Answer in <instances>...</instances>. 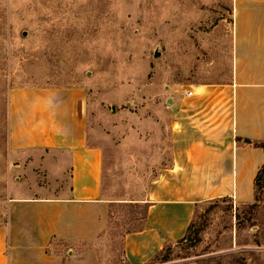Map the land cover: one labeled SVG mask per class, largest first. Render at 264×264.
Wrapping results in <instances>:
<instances>
[{
    "label": "rangeland",
    "instance_id": "rangeland-1",
    "mask_svg": "<svg viewBox=\"0 0 264 264\" xmlns=\"http://www.w3.org/2000/svg\"><path fill=\"white\" fill-rule=\"evenodd\" d=\"M232 1L0 0V221L13 187L69 188L70 176L54 175L39 153L13 152L10 135L22 137L42 89H80L110 206L100 261L129 264L127 231L144 224L154 181L169 178L189 92L231 78ZM238 192L245 202H199L200 242L182 235L147 264H264V173L253 202L251 189Z\"/></svg>",
    "mask_w": 264,
    "mask_h": 264
},
{
    "label": "crops",
    "instance_id": "crops-1",
    "mask_svg": "<svg viewBox=\"0 0 264 264\" xmlns=\"http://www.w3.org/2000/svg\"><path fill=\"white\" fill-rule=\"evenodd\" d=\"M232 11L231 78L201 86L200 95L189 92L169 178L153 183L145 228L125 237L129 264H147L184 236L199 202L226 196L245 202L243 186L254 195L246 203L255 199L264 150L243 140L264 141V0H233ZM37 96L22 137L11 132L12 150L39 153L54 175L70 176V186L11 189L0 221V264H101L96 244L109 227L110 206L103 150L89 144L81 113L83 93L45 88Z\"/></svg>",
    "mask_w": 264,
    "mask_h": 264
},
{
    "label": "trees",
    "instance_id": "trees-1",
    "mask_svg": "<svg viewBox=\"0 0 264 264\" xmlns=\"http://www.w3.org/2000/svg\"><path fill=\"white\" fill-rule=\"evenodd\" d=\"M243 142L248 143V144H252L255 147H260V148H262L264 150V141H252L250 139H244ZM263 173H264V164L260 168V170H259V172H258V174L256 176V179H255V199H257L256 198L257 197L256 191H257V188L259 187V183L261 181V177H262ZM226 198H228V196L221 197L219 199H223V201H224ZM149 206H150L149 203L145 205L144 216L142 217V219L145 222L147 221ZM197 206L198 205H196V209H197ZM248 208H250V210H253V208H255V204H252V205L248 206ZM196 209H195V212H196ZM194 217H195V214H194ZM194 217H193L192 221L189 223L185 235L181 239H179L181 241L183 240V241L189 242L190 246H195V245H197L200 242V230L202 229V226L197 224V221H196V219ZM145 222H144V224H145ZM144 224H142V226H140V227H136V228H134L132 230H128L127 233H132V232H137V231L143 230L145 228ZM165 247L159 253H157L155 255V257L158 254H161L162 251L165 249ZM164 259L166 261L168 258L165 257Z\"/></svg>",
    "mask_w": 264,
    "mask_h": 264
}]
</instances>
